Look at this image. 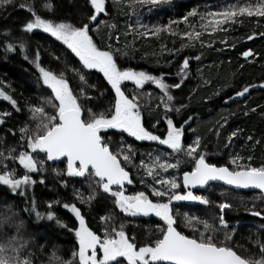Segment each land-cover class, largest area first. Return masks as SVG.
<instances>
[{"label": "snow or ice", "instance_id": "1", "mask_svg": "<svg viewBox=\"0 0 264 264\" xmlns=\"http://www.w3.org/2000/svg\"><path fill=\"white\" fill-rule=\"evenodd\" d=\"M70 10L66 18L53 19L56 5L53 0H30L29 3L20 4L30 14L21 31L33 33L40 30L54 38L63 47L59 52H52V59L59 65V70L46 68L40 63V54L37 51L34 63L38 72L37 83L43 85L47 95L40 97V103L28 105L29 119L34 126L26 124L18 129L20 133L16 146H9L6 150L0 148V186H5L13 194L26 197L29 187L36 183L33 173L46 171L47 162H61L62 170L53 168L52 172L60 180L62 187H67L68 180L83 181L88 185V194L74 189V199L79 205L89 208L92 204L103 198L110 200L113 208L110 212L99 217L103 228V237L86 224L82 208L75 202L63 203L49 201L47 211L41 213L32 202L31 208H25L29 215L35 214L36 220L46 219L55 222L61 229L74 232L78 248L71 253L72 260H64L55 252L48 259V264H121L118 258H123L126 264H264V236L251 241L255 251L245 248L244 245L234 243L237 225H231L226 219L225 210L232 205L227 201L215 202L208 195L197 194L193 189H206L211 182H222L230 189H256L264 194V164L259 167L241 165L240 157H231L234 167L216 165L208 162L207 154L202 151L201 138H196L187 146L183 143L185 127L189 126L193 116L188 115L182 123L175 122V118L167 115L175 110L180 115L184 105H174L175 97L170 89H179L187 76L190 66L189 58L185 57L180 64L177 76L180 83L172 85L164 81V74L153 75L132 67L121 68L117 56L128 58L130 55L128 45L123 49H113L111 44L107 49L99 47L91 35L101 30V26L111 31L116 26L108 23L104 17H110L107 0H66ZM171 0H111L112 7L118 9L125 16H135V24L129 22L128 32L140 36L159 37L169 34L180 37L181 49L168 48L161 45V53H167L173 58L185 47L194 46L198 42L204 46L203 35L217 31H228V27L242 23L243 17L264 20V0H237L221 6L217 11L200 13L198 8L187 12L179 21H169V24L152 28L140 21L141 9L149 12L161 4H169ZM13 3V0H0V9ZM125 5L127 10H125ZM50 14L42 16L36 10ZM199 18V31L196 24H190L189 18ZM183 22L188 26L184 32L173 31L172 25ZM95 25V27H93ZM143 30V31H141ZM253 35L246 37L253 39ZM261 35H264L262 33ZM0 48L6 53L19 49L23 54L26 45L22 39L12 37L9 30L0 32ZM186 39L187 43L183 41ZM13 42V41H17ZM243 57L253 56L251 50L244 51ZM24 59L29 57L24 55ZM199 60V57H195ZM171 60L168 64H171ZM91 70L102 74L103 82L93 83L89 78ZM75 83V88L73 83ZM125 82L134 85L135 94L129 96L124 90ZM151 83L159 89L158 107L164 109L163 116L166 131L157 135L145 127L143 123V108L140 100L145 95L143 88ZM0 85H5L0 81ZM253 85L244 87L235 92V97H243ZM260 87L264 88V83ZM50 90V91H49ZM108 95V107L102 108V101ZM151 99V95L148 94ZM232 99V97H229ZM0 100L7 101L13 109L19 112L18 102L0 87ZM101 107V111H96ZM51 109L49 111L48 109ZM252 111H255L253 109ZM247 114V113H245ZM11 112L0 110V125L6 123ZM159 120L152 124L155 129ZM223 127V125H221ZM191 130V129H190ZM7 132H15L13 128ZM239 129L232 131L227 141L237 136ZM111 132L119 136L118 143L105 135ZM217 136L220 129H215ZM127 137L134 141L155 142L158 147L147 153V158L141 154L136 162L137 150L125 140ZM4 137L0 136V142ZM251 140V137L248 138ZM229 146L225 144V148ZM203 147H207L204 145ZM63 158V160L61 159ZM187 158V159H185ZM251 157H249V160ZM8 161L12 162L9 167ZM191 163V170H183L182 165ZM130 166V167H129ZM140 176V183L151 191L156 197L150 199L145 191H137L132 195L125 194V185L132 184L131 171ZM169 170H172L171 172ZM20 171L23 174H20ZM181 173L173 175L172 173ZM181 181L183 190L180 191ZM40 183H45L43 177ZM226 193H221L224 196ZM264 200V195L261 196ZM173 202H191L203 206L215 203L218 214L212 219H201L197 215L183 214V223L192 230L188 235L178 230V218L181 213L177 208L173 210ZM60 205L66 209L75 221L77 227L69 228L59 219L52 210L53 205ZM118 210V213H117ZM250 215L264 219V210L249 209ZM121 216L118 226L115 224L116 215ZM17 212L12 205L0 213V264H34L32 253H25V242H22L20 230L23 222H18ZM156 217L159 222L155 225V239H149L142 246H137L135 235L129 236L127 229L139 228L144 218ZM264 231V223L259 225ZM231 229V231H229ZM221 234L223 238L221 239ZM247 252V255L242 254Z\"/></svg>", "mask_w": 264, "mask_h": 264}, {"label": "trees", "instance_id": "2", "mask_svg": "<svg viewBox=\"0 0 264 264\" xmlns=\"http://www.w3.org/2000/svg\"><path fill=\"white\" fill-rule=\"evenodd\" d=\"M29 2L30 0H13L12 4L0 9V32L9 30L12 37L22 39L26 45L23 54L18 48L12 53H6L3 48H0V81H4L7 86L0 85V87H4V90L18 102L21 109L17 112L7 101L0 100V110L12 113L10 117L6 118V123L0 125V136L4 137L0 142V148L4 150L9 146L17 145L20 127H24L26 124L34 126L33 121L29 119L28 105H38L40 97L47 95L43 85L37 83L38 72L34 63L30 61H35L38 51L42 66L58 71L59 65L52 59L50 53L59 52L63 47L54 38L40 30H34L31 34L21 31L22 25L27 22L30 14L19 5ZM53 2L56 5L55 14L51 15L53 19L66 18L69 11L74 10L70 9L66 0H53ZM81 2L82 0H77V3ZM236 2L237 0H202L182 4L178 0H171L169 4H161L151 12L141 9L140 21L150 29L153 25L169 24L170 20L179 21L180 17L194 8H198L200 13H204L217 11L221 6ZM107 4L111 16L104 17L102 15L100 18L107 19L108 23L114 24L116 27L109 31L101 26L100 31L92 32L91 35L94 42L105 50L109 44L113 49H123L125 45H128L129 57H116L121 68L132 67L157 76L163 73L164 81L172 85L180 83L177 72L184 58H189L188 74L184 77L181 87L170 89L171 94L175 97L174 105L178 107L182 104L185 107L180 115H177L175 110L167 114L174 117L178 124L182 123L188 115L194 117L190 121V128L189 126L185 127L183 136L185 146L191 143L196 136H199L202 144L201 150L206 152L210 163L232 168L234 165L231 164L230 158L238 156L240 157L238 163L241 165L250 164L259 167L264 164V88L260 87L261 83H264V35H261L264 33V20L257 22L258 18L243 17L240 18L242 23L226 26L228 27L227 32L217 31L211 35L205 32L203 35L204 46L196 42L194 46L183 48L173 58L167 53H161V45L180 50L182 43L180 37H172L167 33L159 37L142 35L139 38L134 33L125 35L128 32V23L135 24L137 18L133 16L130 21L122 12L112 7L111 0H107ZM36 10L42 16H50L39 7ZM125 10H127L126 5ZM189 23L196 24V30H200L198 17L189 18ZM172 28L177 32L188 30V26L183 22L172 25ZM254 33L253 39H246L247 36ZM13 42L18 43V40ZM183 42L187 43L186 39ZM247 50H251L254 55L248 58L243 57L242 53ZM24 55H27L29 59H24ZM197 56L199 60L195 59ZM170 60L172 62L168 64ZM89 78L93 83L103 82L102 74L95 70H91ZM75 83H73L74 88ZM248 85L254 87L250 88L243 97H235V92L241 91ZM133 88L134 85L131 82H125L124 90L129 96L135 94ZM143 93L145 95L140 100L143 108V123L155 134L163 135L167 127L163 120L165 113L162 107L157 106L161 93L151 83L144 86ZM148 94L151 95V99L148 98ZM108 99L109 96L106 95L101 102L103 109L108 107ZM102 108L97 107L95 110L101 111ZM253 109L255 111H252ZM48 110L51 111L50 108ZM157 120L160 123L153 129L152 124ZM8 128H13L15 135L7 132ZM215 129H220L218 136ZM237 129H239L237 136L233 137L229 143L228 135ZM104 135L105 139L111 137L117 143L120 139L119 136H113L111 132ZM124 137L137 150V163L141 154L146 159L148 152L163 147L158 146L155 142L134 141L126 134ZM249 137L251 140L248 139ZM226 143L229 144L227 148H225ZM204 145L207 147H203ZM249 157H251L250 160ZM8 164L9 167L12 166L11 161H8ZM63 167L62 163L47 162L45 172L31 174L36 183L29 187L26 197L13 194L7 187L0 186V213L4 212L8 205L13 206L17 212V221L23 222L20 236L22 242H25L24 252L33 254L34 264H48V259L53 252L62 259L70 261L73 259L71 253L78 248L74 232L57 227L54 221L49 222L46 219L37 221L34 213L29 215L27 211H24L26 207L31 208L33 201L41 213L47 211L49 201L58 200L60 204L75 202L79 205V201L74 199V189H79L87 195L88 185L83 181L73 182L69 179L67 187H62L60 180L64 177H57L52 169L62 170ZM182 168L191 170V163L182 165ZM20 174L22 175L23 172L20 171ZM172 174L177 175L178 178L181 175L176 172ZM41 177L44 178L45 183H40ZM131 177L134 182L125 186L126 195L145 191L150 199H156L151 195V191L140 183V176L136 171H131ZM179 190H183L182 181ZM196 193L208 195L215 202H229L232 207L225 210L226 219L231 225L239 224L234 243L242 244L245 248L255 251L251 241L259 236H264V231L259 228V225L264 223V219L251 216L248 210L252 208L264 210V200H261L263 194L233 191L220 185H210L206 190L196 191ZM221 193L226 194L221 196ZM79 206L83 210L86 224L103 237L104 232L100 226L99 217L112 210L111 201L101 198L95 201L90 208L86 205ZM177 208L181 213L178 218V230L188 235L192 234V230L184 225L183 214H194L201 219L210 221L213 215L219 212L215 203L207 207L191 202L173 204V210L175 211ZM52 210L69 228L78 226L75 217L60 205L54 204ZM122 215H116V226L121 222ZM144 221L139 228L130 227L127 229L130 237L135 235L137 246L147 243L150 238L155 239V225L157 222L162 224V221H158L156 217H152L150 223L147 222L148 218H144ZM222 238L223 234H221ZM2 242L3 240H0V243ZM242 254L247 255L248 253L242 251ZM118 259L121 264H126L123 258Z\"/></svg>", "mask_w": 264, "mask_h": 264}, {"label": "water", "instance_id": "3", "mask_svg": "<svg viewBox=\"0 0 264 264\" xmlns=\"http://www.w3.org/2000/svg\"><path fill=\"white\" fill-rule=\"evenodd\" d=\"M192 1H202V0H178V2L182 3V4L189 3V2H192ZM61 159L63 160V158H61ZM49 163H51V164H59L61 162H49ZM210 185H220V186H224V187L230 189L228 186L223 185L222 182H211ZM204 190H206V189H193L194 192H196V191H204ZM231 190H233V191H241V192H245V193H252V192L260 193L259 190H256V189H231ZM178 203H180V202H173V204H178ZM160 264H164V262H160Z\"/></svg>", "mask_w": 264, "mask_h": 264}]
</instances>
